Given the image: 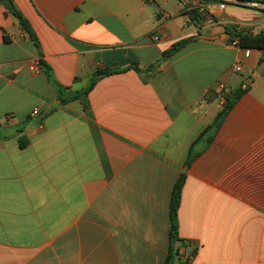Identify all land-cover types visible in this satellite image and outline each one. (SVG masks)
<instances>
[{"label":"crops","instance_id":"crops-1","mask_svg":"<svg viewBox=\"0 0 264 264\" xmlns=\"http://www.w3.org/2000/svg\"><path fill=\"white\" fill-rule=\"evenodd\" d=\"M233 1L11 0L35 41L0 0V264H164L183 173L189 264H264V51L233 45L264 11Z\"/></svg>","mask_w":264,"mask_h":264},{"label":"trees","instance_id":"trees-1","mask_svg":"<svg viewBox=\"0 0 264 264\" xmlns=\"http://www.w3.org/2000/svg\"><path fill=\"white\" fill-rule=\"evenodd\" d=\"M8 11L14 15L17 19H19L20 24L26 29V31L31 35V37L36 41L35 36L32 34V32L29 30V28L26 26V22L22 19L21 15L18 13V11L14 8L13 3L11 0H2ZM193 19H197V12L193 11ZM239 40L237 45L240 48L243 49H261L264 51V32L260 33L259 35L251 36L247 34H240L238 36ZM190 40H185L176 43L173 45V47L166 51L163 55L162 62L170 59L172 56H174L178 51H180L186 44L189 43ZM131 69H135L139 71V68L136 64H133ZM154 68H149L148 72H152ZM122 71L121 69H97L93 75L92 81L90 85L88 86L87 89H84L82 91H77V92H72V93H66V91L62 88L59 87V101L61 103H66L71 100L79 98L81 95L87 94L94 86L95 82L103 77V76H108L113 73H117ZM50 76V75H49ZM245 90H239L237 91L233 98L228 100L227 105L217 114L214 122L206 128V130L201 134V138L209 133L212 130H216L223 119L226 117L228 111L232 108L233 104L236 102V100L240 97V95L244 92ZM193 156H189V159L187 160L186 167H188L191 164V161L193 160ZM186 175L185 173L181 174L179 177L178 181L174 185L173 192H172V200H171V247L169 249L168 256L165 260L164 264H175V257H178L179 264H189V256L194 255V251L189 254L188 257L185 258L186 254V247L185 251L182 253L181 252V247L184 244L183 240H180L178 238V209L181 203V192L183 188V184L185 182ZM173 240H176L175 243H173Z\"/></svg>","mask_w":264,"mask_h":264},{"label":"built area","instance_id":"built-area-1","mask_svg":"<svg viewBox=\"0 0 264 264\" xmlns=\"http://www.w3.org/2000/svg\"><path fill=\"white\" fill-rule=\"evenodd\" d=\"M187 3L191 2V0H185ZM233 2H236V4H240V5H243V6H247L249 8H255V9H260V10H263L264 11V0H254V1H248V2H241V1H238V0H235ZM225 5L222 4L221 5V8H224ZM233 45H237V43H233ZM241 66L240 65H237L235 66V71L236 72H240L241 71ZM221 89H223V86L221 87ZM185 251V249H183L181 252L183 253Z\"/></svg>","mask_w":264,"mask_h":264},{"label":"rangeland","instance_id":"rangeland-1","mask_svg":"<svg viewBox=\"0 0 264 264\" xmlns=\"http://www.w3.org/2000/svg\"><path fill=\"white\" fill-rule=\"evenodd\" d=\"M175 264H179L178 257H175Z\"/></svg>","mask_w":264,"mask_h":264},{"label":"water","instance_id":"water-1","mask_svg":"<svg viewBox=\"0 0 264 264\" xmlns=\"http://www.w3.org/2000/svg\"><path fill=\"white\" fill-rule=\"evenodd\" d=\"M176 242V240H173V243H175Z\"/></svg>","mask_w":264,"mask_h":264}]
</instances>
